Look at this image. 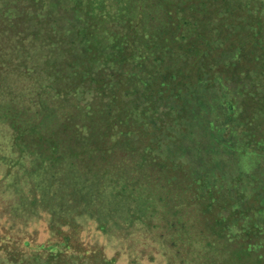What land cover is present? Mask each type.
I'll return each mask as SVG.
<instances>
[{"label": "trees", "instance_id": "16d2710c", "mask_svg": "<svg viewBox=\"0 0 264 264\" xmlns=\"http://www.w3.org/2000/svg\"><path fill=\"white\" fill-rule=\"evenodd\" d=\"M27 1L12 0L11 9H2L5 14L14 9L17 18L30 8L37 12L35 17L44 12L43 29L47 27L51 33H57L51 27L53 12L63 16L64 21L58 20V41H50L58 43V68H49L46 82L40 64H31V47L23 44L24 37L20 39L24 32L20 26L26 18H15L11 29L8 23L0 22V33L12 31V37L20 39L7 54L0 36V89L9 87L11 78L20 88L10 96L0 93V123L12 129L11 152H0V161L9 167L0 181L8 186L11 169L18 167V176L23 170L34 186L33 203L53 211L52 224L58 222V231L64 235L61 243L67 247H71L72 239L67 231L76 225L78 216L92 218L95 231L105 236L114 230L134 233L140 227L148 230L158 226L154 221L158 207L162 204L175 212L188 194L190 203H202L204 207L205 219L199 228L216 229L227 220L222 226L224 232L219 234L222 236L206 238L204 249L250 251L264 264L263 242L251 240L253 236L261 238L264 225L257 223L259 236L253 229L239 226L243 218L264 214V186L255 187V202L249 201L252 206L236 203L233 219L239 221V229L249 238L236 239L235 243L227 232L233 221L217 217L211 222L208 215L213 201L221 205L222 199L225 207L229 204L226 195L213 188L199 190L193 178L172 174L166 159L150 153L149 143L151 135L155 138L152 128L160 120L163 106L174 109V105H182L180 111L185 108L184 102L168 104L172 94L180 97L192 87L199 93L202 85L211 86L213 72L225 80L233 79L231 68L245 70L247 54L256 64H264L262 20L251 25L254 30L249 29L255 36L240 41L233 39L234 32L230 31L237 27L234 13L238 6L234 0ZM43 29L33 32L36 39ZM228 51L232 56L225 55ZM53 55V51L47 53V66ZM222 62L230 68H219ZM255 93L250 91L246 97ZM227 110L233 114L235 104L230 102ZM251 116L260 119L263 112ZM250 130L256 136L263 131L252 126ZM24 174L18 177L21 181ZM19 188L23 190L20 198L31 190ZM24 199H30L28 193L22 200L27 203ZM181 220H169L167 227L183 228ZM177 244L174 238L173 245ZM87 250L79 254H84L89 264H112L99 248ZM207 253L205 262L209 261ZM237 258L239 263H249L240 253ZM60 259L61 255L58 264H71ZM210 262L217 264V260Z\"/></svg>", "mask_w": 264, "mask_h": 264}, {"label": "rangeland", "instance_id": "374dc122", "mask_svg": "<svg viewBox=\"0 0 264 264\" xmlns=\"http://www.w3.org/2000/svg\"><path fill=\"white\" fill-rule=\"evenodd\" d=\"M11 1L0 0V22L8 23L11 29L16 24V19L26 18V21L20 24L21 26L17 25L25 28L20 29L24 30L20 39L24 37L23 44L31 47L32 60L30 59V62L40 64V68L44 71L41 76L45 75L44 79L47 82L49 68L51 66L58 68V56H56L58 55V43H50V41H58V20L64 21L63 16L58 17V11L53 12L51 21H54V24L51 27L55 28L57 33L55 31L51 33L47 27L43 29L46 23L43 20L44 12L41 16L35 17L38 15L37 12L30 8L29 12L23 13L18 18L14 14V9L10 14H5L2 7L11 9L13 6ZM24 1L29 3L27 0ZM234 3L238 6L234 13L236 17L234 22L237 27L230 29L232 33L234 32L232 38L241 39L240 41L252 38L256 34L250 32L249 29L254 30L251 25H256L259 20L263 22L261 27L264 33V0H234ZM241 6H245L246 9ZM39 29H43V32L36 39L33 32ZM12 33L14 32H6L7 36L0 33L5 41L4 45L8 48L5 51L7 54L13 52L12 44L20 40H16L15 36L12 37ZM50 51L54 52V58L47 66L44 60ZM225 55L232 56L229 51L225 52ZM250 57L252 56L247 54L245 58L247 64L245 70H239L237 67L231 68L233 69L231 72L234 73L231 80L220 78L213 72L210 76L212 80L208 81L211 86L206 88L202 85L199 93H195V87H192L190 91L182 92L180 97L172 94L168 104L184 102L185 108L180 111L179 108L182 105H177V108L174 105V109L163 106L158 114L160 120H157L152 128L155 138L151 135L152 139L149 140L152 146L150 153L153 152L155 157L160 155L161 158L166 159L172 169V174L182 176L185 174L193 178L198 182L199 190L213 188L221 195L223 193L226 195L229 204L225 207L221 198V205L213 201V207H208L210 210L208 215L211 222H214L217 217L233 221L227 232L230 231L228 235L235 239V243H237L236 239L249 238L247 233L239 229V226L246 227L248 231L253 229L257 235V223L264 225V214L262 213L243 218L239 226V221L233 219L236 214L233 209L237 207V204L244 207L252 206L255 202L253 196L256 192L255 187L264 186V152H259L264 151V64L263 62L256 64L257 61H253ZM232 60L236 61L237 55ZM13 61L19 62L16 59ZM231 64L233 65L234 62ZM222 67L230 68L224 67L223 62L219 68ZM36 76L39 77V75ZM26 81H31V78ZM9 82H11L9 87L6 85L0 89V93H4L3 96H10L11 93L20 91L14 78H11ZM254 84L257 86L256 89ZM250 91L256 93L254 97L247 98L246 94ZM159 97L158 95L157 98ZM230 102L236 106L233 114L227 110ZM256 112H263V116L254 120L251 115ZM242 114L246 117L243 118ZM177 116H179L178 120H176ZM249 125L257 127L260 131L263 130L259 133L260 136L252 134ZM10 134L12 135L11 127L0 123V152H11ZM252 139L255 140L252 141ZM26 159L29 164L30 159ZM8 168V165L0 161V177L6 174ZM17 170L18 167L11 169L12 175L7 179L9 187L0 181V264H58L60 255V260L67 263L85 262L84 264H89L84 254L88 252L87 249L93 247L102 250L108 259L112 260V264H210L211 260H217V264H261L259 259H254L250 251L236 249L232 250L231 254L230 251L221 249L218 252H213V250L209 252L210 248L204 249L206 238L222 236L219 234L224 232L222 226L227 223V220L219 224V228L216 229L199 228L201 221L203 222L202 219H205L204 207L202 203H190L188 194L182 202L179 201L180 207L175 208V212H170L162 204L158 207L154 219L158 226L147 227L148 230L140 227L134 233L114 230L105 236L95 231V221L92 218L87 215L78 216L72 232L67 231L72 233L71 247H67L61 243L64 235L58 231V222L56 225L52 224L53 211L33 203L32 196L35 192L34 186L30 183L31 179L28 181V175L24 174L23 170L18 176ZM23 174L25 178L21 181L18 177H22ZM18 186L26 190L31 188L27 191L30 199L28 201L24 199L27 203L22 202L27 193L20 198L22 195L20 191L23 190H20ZM250 199L253 202H249ZM180 215L182 217H179ZM179 219H182L184 223L183 228L167 227L169 220ZM195 224L197 227L192 228L191 226ZM200 229L203 232H199ZM259 237L261 238L253 236L251 240L264 244V233ZM174 238L178 240L177 246L173 245ZM261 249L264 252V246ZM203 250L206 251L202 252ZM82 251L84 254L80 255ZM205 252L209 255L207 262L204 261L207 257ZM239 253L241 257L249 259V263L246 261L239 263L237 258ZM202 254H205L204 258H201Z\"/></svg>", "mask_w": 264, "mask_h": 264}]
</instances>
